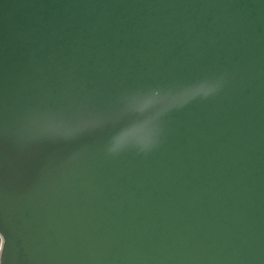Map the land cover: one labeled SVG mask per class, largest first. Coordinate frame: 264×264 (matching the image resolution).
<instances>
[{"label": "water", "instance_id": "water-1", "mask_svg": "<svg viewBox=\"0 0 264 264\" xmlns=\"http://www.w3.org/2000/svg\"><path fill=\"white\" fill-rule=\"evenodd\" d=\"M0 264H264V0H0Z\"/></svg>", "mask_w": 264, "mask_h": 264}, {"label": "clouds", "instance_id": "clouds-1", "mask_svg": "<svg viewBox=\"0 0 264 264\" xmlns=\"http://www.w3.org/2000/svg\"><path fill=\"white\" fill-rule=\"evenodd\" d=\"M0 253H2V252H0Z\"/></svg>", "mask_w": 264, "mask_h": 264}]
</instances>
